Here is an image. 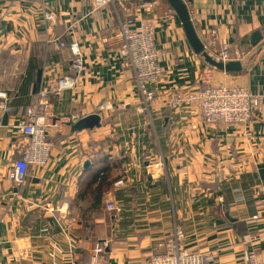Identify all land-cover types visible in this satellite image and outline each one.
Masks as SVG:
<instances>
[{
  "label": "crops",
  "instance_id": "obj_1",
  "mask_svg": "<svg viewBox=\"0 0 264 264\" xmlns=\"http://www.w3.org/2000/svg\"><path fill=\"white\" fill-rule=\"evenodd\" d=\"M139 1L117 10L92 0H0V91L10 97L0 109V264H91L95 244L106 242L105 264H133L163 251L157 244L175 228L190 251L215 252L217 264H248L252 248L264 260V0H184L208 53L219 59L228 43L230 61L239 63L234 71L215 67L214 84L262 97L257 115L242 125L208 124L196 107L165 103L171 92L199 86L208 63L161 0L155 13L163 71L149 85L158 98L149 111L138 109L134 69L103 39L127 11L147 16ZM44 12L55 14L54 36L81 46V72L68 46L47 42ZM212 29L215 43L206 39ZM64 75L76 76V85L51 93V112L71 122L51 133L47 164L29 166L17 185L9 173L28 140L18 125L38 105L39 92ZM91 113L101 126L76 130ZM95 175L109 182L99 203ZM109 200L117 209H108ZM251 229L262 236L254 246Z\"/></svg>",
  "mask_w": 264,
  "mask_h": 264
},
{
  "label": "built area",
  "instance_id": "obj_2",
  "mask_svg": "<svg viewBox=\"0 0 264 264\" xmlns=\"http://www.w3.org/2000/svg\"><path fill=\"white\" fill-rule=\"evenodd\" d=\"M30 1V0H23ZM37 1V0H33ZM133 0H92L93 6L102 7L112 4L117 10L125 9ZM159 0H140L136 5L141 11H146L147 16L127 13L118 24L117 29L104 37V42L116 47L118 55L129 63L135 72L136 81L140 92L141 112L149 111L152 103L158 98V92L149 88L150 84L157 83L162 74L160 62L161 53L156 44V30L158 16L155 9ZM44 25L47 33L51 34L47 40L57 48L69 47L73 54V68L77 73L84 69V57L81 46L77 41L67 45L65 41L54 36L55 14L44 12ZM206 39L215 43L217 31L212 29L206 32ZM219 59L230 61V45L223 43L218 50ZM215 67L206 65L202 72L199 86L192 89H179L167 95L165 103L172 109L196 107L203 119L208 124L242 125L250 123L260 109L262 97L253 93L246 87L217 85L213 82ZM77 77L64 75L57 79L50 91L39 92V102L35 109L30 111L28 120L21 122L18 127L28 137L23 146L22 155L15 160L9 173V178L17 185L25 182L29 166L43 167L50 159L54 142L51 133H63L71 122L70 116H54L51 112V93H60L62 90L73 88ZM9 94L0 91V109L5 110L9 102ZM121 107L126 106L120 103ZM115 185L121 187L124 180L119 179ZM109 210L117 209L115 201L107 202ZM253 218H257L256 216ZM262 238L257 229H251L248 242L255 245ZM107 242L96 243L93 248L91 264H105ZM158 247H164L161 252L146 253L134 260L133 264H217L216 253L213 251H190L187 248L186 235L180 228L172 230L166 241L159 242ZM248 264H264L263 258L255 248L246 255Z\"/></svg>",
  "mask_w": 264,
  "mask_h": 264
},
{
  "label": "water",
  "instance_id": "obj_3",
  "mask_svg": "<svg viewBox=\"0 0 264 264\" xmlns=\"http://www.w3.org/2000/svg\"><path fill=\"white\" fill-rule=\"evenodd\" d=\"M166 1L174 9L175 13L180 19L181 24L186 33V36L189 40V43L197 54L202 55L208 64L218 69L225 71H234L240 69L238 62L235 61L224 62L220 59L214 58L212 55L208 53L205 44L203 43V41L201 40V38L199 37L196 31L188 6L184 0H166ZM101 120L102 118L100 115H98L97 113H91L77 120L75 122V129L82 130V129H92L94 127H100ZM89 165H90V159H86L84 166L88 167Z\"/></svg>",
  "mask_w": 264,
  "mask_h": 264
},
{
  "label": "trees",
  "instance_id": "obj_4",
  "mask_svg": "<svg viewBox=\"0 0 264 264\" xmlns=\"http://www.w3.org/2000/svg\"><path fill=\"white\" fill-rule=\"evenodd\" d=\"M161 3L166 7H171L170 4L166 0H161ZM99 178H100L99 175H95L93 180H92L93 183L99 182L96 190H94V193H93V194H95V200L97 203L100 202V198L106 193V188H108V186H109V182L107 183V180H105L106 177L102 176L101 179H99ZM93 207L95 209L97 208L96 205H93Z\"/></svg>",
  "mask_w": 264,
  "mask_h": 264
}]
</instances>
